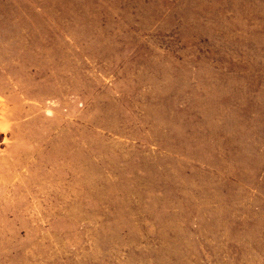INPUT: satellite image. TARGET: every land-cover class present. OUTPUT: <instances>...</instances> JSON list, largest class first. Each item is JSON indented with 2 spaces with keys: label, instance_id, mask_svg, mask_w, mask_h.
<instances>
[{
  "label": "rangeland",
  "instance_id": "obj_1",
  "mask_svg": "<svg viewBox=\"0 0 264 264\" xmlns=\"http://www.w3.org/2000/svg\"><path fill=\"white\" fill-rule=\"evenodd\" d=\"M0 264H264V0H0Z\"/></svg>",
  "mask_w": 264,
  "mask_h": 264
}]
</instances>
